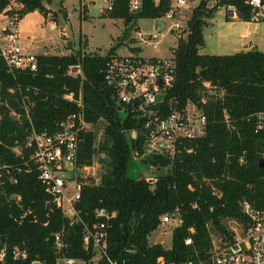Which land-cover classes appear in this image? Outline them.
I'll return each mask as SVG.
<instances>
[{
  "label": "trees",
  "instance_id": "obj_1",
  "mask_svg": "<svg viewBox=\"0 0 264 264\" xmlns=\"http://www.w3.org/2000/svg\"><path fill=\"white\" fill-rule=\"evenodd\" d=\"M17 1L22 5L20 15L26 9L47 15L45 1L53 0ZM9 4L10 0H0V12ZM220 7H232L240 20L250 21L252 7L247 0H216L213 6L201 0L187 20L186 38L179 37L173 47L176 76L167 99L180 105L196 102L208 117L207 134L188 141L192 151L184 149L174 160L160 154L140 157L144 144L129 134L131 128H140V119L131 112L121 116L115 89L104 80L106 60L115 48L106 54L81 49L37 54L36 70L15 74L0 57V165L9 169L2 168L5 182L0 185V250L6 251L5 264H58L61 256H91L83 247L84 225H71L52 202L27 142L32 127L52 133L77 108L63 97L66 92L76 96L81 92L85 119L97 128L101 121L105 124L100 140L94 128L81 132L77 163L90 165L98 158L102 170L98 184L84 187L77 209L90 224L96 221L97 208L117 212L108 249L117 264H186L190 258L206 259L215 235L232 237L228 219L248 224L244 200L264 208V129H257L256 117L264 111V51L201 53L204 26ZM169 9L170 0H144L142 11L134 14L128 0H117L108 17L129 25L162 17ZM75 66L80 70H73ZM136 159L165 171L158 173L154 184L146 177H132L128 171ZM176 211L183 223L173 226L171 247L151 244L149 235L162 224V216ZM60 232L63 246L58 250L55 235ZM189 237L192 244L186 243ZM15 246L26 256L14 257ZM159 257L164 261L159 262Z\"/></svg>",
  "mask_w": 264,
  "mask_h": 264
},
{
  "label": "built area",
  "instance_id": "obj_2",
  "mask_svg": "<svg viewBox=\"0 0 264 264\" xmlns=\"http://www.w3.org/2000/svg\"><path fill=\"white\" fill-rule=\"evenodd\" d=\"M247 1L252 7L250 21L264 25V0ZM100 2L101 14L109 16L115 9L117 0ZM143 3L144 0H128L129 11L139 13L143 9ZM89 4L96 5L97 0H89ZM187 4L188 0H170L169 11L162 17L150 20L154 28L157 20L164 21L162 29L155 30L161 32L168 29L178 38L184 37L182 24L178 20ZM21 8L22 5L17 0H10L8 7L0 12V57L13 74L18 70L34 71L38 68L37 54L21 43L18 29ZM73 70H80L79 66L73 67ZM103 74L106 84L115 89L121 110L131 112L140 119V128L133 127L129 130L132 139H140L144 144L140 157L160 154L174 160L182 150L192 151V148L187 147L188 141L198 140L207 134L208 117L202 105L193 101L180 105L167 99L176 76V60L173 55L151 57L142 55L138 50L124 54L114 52L106 60ZM205 85L210 84L205 82ZM63 97L77 108L60 120L57 130L52 133L38 132L32 127L27 141L28 146L33 148L31 158L38 171V178L50 194L52 202L62 209L71 225H84L83 247L91 256L86 259L61 256L58 264H117L108 250L112 220L117 212L106 207L97 208L96 221L90 224L83 220L77 209L84 187L100 182V175L90 170L95 161L90 165L77 163L82 142L81 132L92 129L94 125L85 119L81 92L78 96L72 91L66 92ZM256 117L257 129H264V111L258 112ZM135 153L139 154V151L136 150ZM2 168L9 172L5 165H0V185L5 182ZM146 180L154 184L157 178L147 176ZM241 205L249 218L248 224L234 218L228 219L232 237L214 238L208 258H190L186 264H264V208H254L248 200H244ZM167 223L178 226L183 223V218L178 211L166 213L162 216V224ZM62 238L61 232L55 235L58 250L63 246ZM186 243L192 244V238H187ZM13 254L17 258L26 256L17 246L13 248ZM5 260L6 251L3 248L0 250V264H5ZM158 261L163 262V257H159Z\"/></svg>",
  "mask_w": 264,
  "mask_h": 264
},
{
  "label": "rangeland",
  "instance_id": "obj_3",
  "mask_svg": "<svg viewBox=\"0 0 264 264\" xmlns=\"http://www.w3.org/2000/svg\"><path fill=\"white\" fill-rule=\"evenodd\" d=\"M200 1L188 0L187 6L182 9V16L178 21L182 24L184 38L187 36L184 30L187 20L192 9ZM208 1L209 6H213L216 2V0ZM100 4V0H97L96 5H90L89 0L45 1V6L49 10L47 15L39 9H34L20 16L18 29L21 43L35 53L44 51L69 53L81 49L87 53L106 54L115 48V52L124 54L140 48L138 52L144 56L171 57L173 55V47L177 45L178 40L174 32L168 29L157 32L152 21L147 19H139L135 24L126 25L121 18H111L101 14ZM229 10L231 9L220 7L207 19V24L204 26L205 45L200 49L201 53L231 54L251 49L248 48V41H246L247 46H243L240 40L232 37L234 32L226 29ZM168 23L171 22L168 21ZM251 26L254 27L255 24ZM258 35H262L263 41L264 26L258 25ZM85 40L88 41L87 44ZM262 41H258L257 48L264 51ZM58 46L61 47L60 51L57 50ZM121 116L125 117L126 113L121 112ZM104 126V121H101L98 128L93 127L98 131L99 139L102 138ZM93 165L91 172L96 171L100 175L102 169L98 158ZM162 171L165 169L147 167L140 159H136L132 161L128 173L132 177L143 178L157 176ZM172 230L171 224H161L149 235V242L162 243L166 247H171ZM216 237L215 235L214 238ZM59 264L64 263L59 262Z\"/></svg>",
  "mask_w": 264,
  "mask_h": 264
},
{
  "label": "crops",
  "instance_id": "obj_4",
  "mask_svg": "<svg viewBox=\"0 0 264 264\" xmlns=\"http://www.w3.org/2000/svg\"><path fill=\"white\" fill-rule=\"evenodd\" d=\"M229 9H233L232 7H229ZM235 11V10H234ZM228 18H231L230 20ZM227 24H226V29L234 32V35L228 34L229 36L232 35V37H235L236 39L240 40L242 42L243 46H247L246 41H248V48H252L253 46H259V42L262 40V35H258V25H262L260 23L252 22V21H245V20H240L237 16V13L233 14V16L230 15V10H229V15L227 17ZM255 24L254 27L251 26V24ZM264 45V40L262 41ZM29 50L33 52L30 48ZM57 50L60 51L61 47L58 46ZM71 50V49H70ZM35 53V52H33ZM41 53H48L47 51L44 52H39L35 54H41Z\"/></svg>",
  "mask_w": 264,
  "mask_h": 264
},
{
  "label": "water",
  "instance_id": "obj_5",
  "mask_svg": "<svg viewBox=\"0 0 264 264\" xmlns=\"http://www.w3.org/2000/svg\"><path fill=\"white\" fill-rule=\"evenodd\" d=\"M27 12H30V10H29V9H26V10H25V13H27ZM233 14H234V10L232 9V10H230V15L233 16ZM163 25H164V21H162V20H157V21L155 22V28H156L157 30H161L162 27H163ZM251 49H252V51H257V50H258L257 46H254V47L251 48ZM261 161L263 162L262 165L264 166V161H263L262 158H261ZM34 264H39V262H36V263H34Z\"/></svg>",
  "mask_w": 264,
  "mask_h": 264
}]
</instances>
